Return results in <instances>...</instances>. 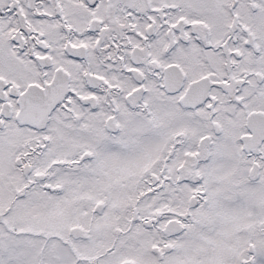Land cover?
Returning a JSON list of instances; mask_svg holds the SVG:
<instances>
[{
    "label": "snow or ice",
    "instance_id": "6c2138e0",
    "mask_svg": "<svg viewBox=\"0 0 264 264\" xmlns=\"http://www.w3.org/2000/svg\"><path fill=\"white\" fill-rule=\"evenodd\" d=\"M0 264H264V0H0Z\"/></svg>",
    "mask_w": 264,
    "mask_h": 264
}]
</instances>
